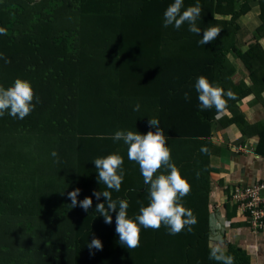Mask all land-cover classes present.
<instances>
[{
  "label": "trees",
  "instance_id": "obj_1",
  "mask_svg": "<svg viewBox=\"0 0 264 264\" xmlns=\"http://www.w3.org/2000/svg\"><path fill=\"white\" fill-rule=\"evenodd\" d=\"M254 1L200 0L198 27L216 25L220 32L199 45V36L186 24L162 26L171 0H0V53L8 58L6 64L0 60V85L27 79L39 97L23 119L0 116V264H219L208 258L218 116L214 108L197 107L192 84L204 75L231 89L235 96L223 113H235L227 123L246 134L236 107L252 96L259 101L264 92L259 43L264 0L256 43L247 46L238 23ZM193 3L184 0L185 6ZM230 55L249 71L252 86L236 83L238 68ZM136 102L140 109L133 112ZM152 116L168 137L172 161L191 185L183 204L196 222L191 231L176 234L163 226L141 229L139 245L126 248L114 231L115 211L113 222L105 223L95 211V197L85 211L69 205L67 192L79 188V201L103 190L91 160L118 152L125 174L120 190L109 191L112 198L127 199L128 215L136 214L148 202L146 185L138 165L127 159V146L114 142L111 133L143 134ZM253 132L250 136L259 137L257 155L264 158V128ZM201 146L207 152H200ZM229 206L237 212L230 198ZM93 237L100 239L101 249L86 246ZM225 252L232 254L233 264H250V255L235 244L228 243Z\"/></svg>",
  "mask_w": 264,
  "mask_h": 264
},
{
  "label": "clouds",
  "instance_id": "obj_2",
  "mask_svg": "<svg viewBox=\"0 0 264 264\" xmlns=\"http://www.w3.org/2000/svg\"><path fill=\"white\" fill-rule=\"evenodd\" d=\"M200 16V0H195V3L187 6L184 5V0H171L163 10L162 26L167 28L171 25L172 28L179 29L182 24H186L189 32L199 36L196 43L205 45L215 40L220 29L216 25H209L201 30L197 25ZM0 60L5 64L8 63V58L2 53ZM192 87L197 93V107L200 110L214 108L216 116L227 111L228 100L235 96L231 89L221 87L204 75H198ZM183 96L185 100L189 99L187 91ZM37 103L39 97L27 79L16 77L7 87L0 85V116L8 115L18 120L23 119ZM139 109V102L132 105L133 112ZM147 124L150 128L143 134L128 129H117L111 133L114 142L122 140L127 146V159L138 165L143 183L146 185L148 202L146 205H141L136 214L128 215L127 199L112 198L109 191L120 190L125 174L123 157L118 152L97 156L91 160L95 166L98 183L104 185L103 190H93L92 196H84L79 201L77 200L81 191L79 188L67 192L69 205L71 207L79 205L85 211L92 205V197H95L98 201L95 204V211L103 217L105 223L113 222L112 213L115 211L114 231L121 245L126 248H135L139 245L141 229H158L163 226L169 234H176L181 230L191 231V225L196 222L192 209L183 204V197L189 193L191 185L172 161L170 146L166 144L168 137L160 127L157 117H148ZM199 150L202 153L207 152L206 146H201ZM50 154L56 156L54 150ZM100 197L105 198L103 202H99ZM217 238H219L218 233ZM86 246L90 250L93 247L99 250L102 248V243L99 238L93 237ZM208 258L219 264L234 262L232 254L226 253L220 246L210 248Z\"/></svg>",
  "mask_w": 264,
  "mask_h": 264
},
{
  "label": "crops",
  "instance_id": "obj_3",
  "mask_svg": "<svg viewBox=\"0 0 264 264\" xmlns=\"http://www.w3.org/2000/svg\"><path fill=\"white\" fill-rule=\"evenodd\" d=\"M263 0H256L251 4V11L240 18L238 23L242 27L243 37L247 46L256 43L258 31L262 27L261 4ZM219 19L229 20L230 17L218 16ZM260 37V36H259ZM259 43L264 49V37H260ZM246 46V48H247ZM234 64L237 62L238 72L234 76L236 83L244 82L252 86L251 76L246 67L235 56L230 55ZM237 114L244 117L245 124L242 128L226 121L234 118L230 113H223L216 119V131L212 142L216 154L212 156V210L219 214L222 222L227 223L222 235V243L227 247L228 243L235 244L250 255V264H264V229L258 233L251 230L245 216L232 210L229 206V198L234 185L249 186L264 178V158L257 155L255 147L259 137L253 135L254 127L264 128V92L258 101L255 97H249L238 103ZM230 117V118H229ZM259 157V159H257ZM214 214L212 218H214ZM228 240V241H227Z\"/></svg>",
  "mask_w": 264,
  "mask_h": 264
},
{
  "label": "built area",
  "instance_id": "obj_4",
  "mask_svg": "<svg viewBox=\"0 0 264 264\" xmlns=\"http://www.w3.org/2000/svg\"><path fill=\"white\" fill-rule=\"evenodd\" d=\"M230 199L237 212L246 217L253 232L264 229V179L251 185H234Z\"/></svg>",
  "mask_w": 264,
  "mask_h": 264
},
{
  "label": "rangeland",
  "instance_id": "obj_5",
  "mask_svg": "<svg viewBox=\"0 0 264 264\" xmlns=\"http://www.w3.org/2000/svg\"><path fill=\"white\" fill-rule=\"evenodd\" d=\"M236 63V65L238 66L237 62L234 61ZM214 211V209H213ZM215 216L214 218L211 219V226H212V234H211V245L213 247H216V246H220L224 249V251L227 249V247L225 245H223V239H222V235H224L223 233H225L224 231L226 229H228V225L226 222H222V218L219 216V214H216V213H213ZM217 233H218V236L219 238H217ZM226 235V233H225ZM228 241V240H227Z\"/></svg>",
  "mask_w": 264,
  "mask_h": 264
}]
</instances>
